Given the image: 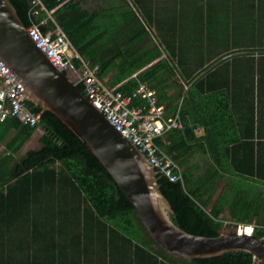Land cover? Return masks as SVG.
Instances as JSON below:
<instances>
[{"label": "trees", "instance_id": "obj_1", "mask_svg": "<svg viewBox=\"0 0 264 264\" xmlns=\"http://www.w3.org/2000/svg\"><path fill=\"white\" fill-rule=\"evenodd\" d=\"M17 10L24 25H30L28 15L31 0H10ZM48 9L57 12L56 21L65 31L77 52L92 64H98V75L106 77L113 71L112 85H118L124 93H130L135 87L131 78L138 72V77L146 80L154 88L159 100L166 102V113L176 107L181 93H168L177 85L178 79L190 83L187 96L182 99L183 109L189 105H201L214 109L212 116L216 120L237 114L234 124L237 133L229 139L231 155L230 164L235 173L264 178V132L261 133L260 121H264V47L249 49H187L168 47L156 49L138 48H102L94 47V39L89 37L95 12L88 11L78 0H41ZM172 7L181 8L182 0H170ZM177 12V11H176ZM178 13V12H177ZM254 38L264 40V32H253ZM189 52L202 53L206 60L198 61ZM165 54V58H161ZM76 65L79 63L74 60ZM78 89L82 91L80 85ZM28 105L40 112L36 126L22 124L15 117H7L3 121L7 131L12 130V147L19 148L37 127H40L39 147L28 150L13 165L11 178L5 191L0 190V199L6 205L0 206L1 213H6L12 220L14 235L12 237L13 254L7 264H37L36 242L39 207L36 195L42 182L47 179L69 178L73 182L79 196L77 214L83 217L92 215L103 217L109 221V233L116 232L129 244L134 225L132 218L143 225L135 207L121 191L115 180L105 169L92 151L81 139L54 113L41 111L39 106L28 101ZM185 110V109H184ZM182 112L180 116L183 118ZM211 114V113H210ZM184 120V119H183ZM226 125V124H223ZM208 131L209 128H207ZM181 129H171L166 134L168 143L163 149L181 165V148L183 147ZM257 137L256 140H253ZM262 140V141H260ZM228 143V142H227ZM228 146V145H227ZM224 165V161H220ZM59 164V166H57ZM58 171H66L63 174ZM229 172V171H227ZM183 182L171 181L167 177L158 176L161 192L169 201L172 221L183 230L206 236H217L223 232L235 233L238 223L225 222L227 217L242 220L244 225H253L252 234L264 237V197H257L247 204L235 203V197L229 200L228 193L221 191L211 207V192H204L202 185L205 178H193L182 171ZM212 177V176H211ZM215 175L213 176V180ZM1 184V182H0ZM258 196V194H255ZM224 217H221V214ZM81 224V223H80ZM25 232V235H24ZM23 237H21V235ZM28 236L27 238H25ZM135 238V237H134ZM136 239V238H135ZM149 240L159 247L154 248L145 241L135 242V252L139 253L142 264H178V260L190 264H261L246 251L227 252L222 255L193 258L186 260L176 257L163 249L150 235ZM25 245L27 253L20 254ZM58 245L52 238L45 240V249ZM61 245H63L61 243ZM63 249L64 247L61 246ZM16 249V251H15ZM65 256H61V262ZM58 259V257H57ZM53 261V255H45V264Z\"/></svg>", "mask_w": 264, "mask_h": 264}, {"label": "crops", "instance_id": "obj_2", "mask_svg": "<svg viewBox=\"0 0 264 264\" xmlns=\"http://www.w3.org/2000/svg\"><path fill=\"white\" fill-rule=\"evenodd\" d=\"M78 1L88 11L95 12L92 31L89 34V37L94 39V47L138 49L182 47L211 49L212 52H219L221 49L264 47L262 38L252 36L254 31L264 32V0H182L181 8L175 10L170 0ZM187 55L194 56L198 61H209L206 60V55H203L205 56L203 60L200 52L199 55L198 52H189ZM161 58L166 59L165 54ZM112 74L113 71L102 79L112 85ZM134 75L138 76V72L131 76L132 79ZM189 84L183 79H178V86L168 90V93L177 94L179 91L181 93L176 107L166 113L168 116H173L176 112L180 116L181 102L188 95ZM184 109L183 118L180 116L181 127L177 128L184 130L181 148L183 163L179 166L195 180L206 179L202 189L204 192L213 193L209 207L221 191L228 193L229 200L239 193L240 197L234 198L236 204L239 202L236 208H240V204L252 202L255 197L262 202L264 178L232 172L235 170L231 168L229 162L231 158L229 139L237 133V126L234 125L237 114L233 111V117L226 116L222 120L219 118L216 120L212 116L215 110L210 107L189 104ZM6 128L4 121H0L2 191L15 181L11 178L15 162L28 150L39 147L38 138L41 134L35 130L31 137L15 149L12 147V130L7 131ZM207 128L212 130L208 131ZM260 128L261 133L264 132L262 120ZM256 139L257 137L253 140ZM261 150L264 152V145L263 149L261 146ZM222 160L223 166L220 163ZM58 172L66 174V171ZM212 174L215 175V180L211 179ZM39 183L41 185L36 195L40 209L36 242L37 264H45L44 256L49 254L53 255V261L47 264H142L139 253L135 252L134 243L143 240L156 248L153 241L149 240L150 234L147 229L143 230L135 217L132 218L134 225L131 230L136 239L133 237L134 243L129 244L118 233L114 231L109 233V221L105 218L78 215L79 196L71 179L66 177L47 179L46 182L40 180ZM6 203V200L0 199V206ZM221 217H224L223 213ZM225 222L244 225L242 220L229 217ZM13 235L10 216L1 213L0 264H7V261L11 260ZM51 238L57 241L58 245L53 244L49 250L45 249V240ZM25 253L27 246L24 243L20 254ZM61 256H65L62 262Z\"/></svg>", "mask_w": 264, "mask_h": 264}, {"label": "water", "instance_id": "obj_3", "mask_svg": "<svg viewBox=\"0 0 264 264\" xmlns=\"http://www.w3.org/2000/svg\"><path fill=\"white\" fill-rule=\"evenodd\" d=\"M0 57L25 85L28 101L42 112L54 113L98 158L163 249L186 260L246 251L264 264V237L252 231L206 236L189 233L172 221L173 210L160 190L156 170L50 62L10 0H0Z\"/></svg>", "mask_w": 264, "mask_h": 264}, {"label": "built area", "instance_id": "obj_4", "mask_svg": "<svg viewBox=\"0 0 264 264\" xmlns=\"http://www.w3.org/2000/svg\"><path fill=\"white\" fill-rule=\"evenodd\" d=\"M28 15L27 32L50 62L72 84L81 86V92L91 104L136 146L157 174L183 182L181 167L161 146L168 143L167 132L181 127L179 113L168 116L166 104L160 102L154 89L137 75L133 76L135 87L130 93L100 78L98 64H92L76 51L56 21L57 12L48 9L41 0H31ZM74 60L79 63L76 65ZM9 116L33 127L39 122L40 112L28 105L25 85L0 57V121ZM251 227L253 230V225Z\"/></svg>", "mask_w": 264, "mask_h": 264}, {"label": "rangeland", "instance_id": "obj_5", "mask_svg": "<svg viewBox=\"0 0 264 264\" xmlns=\"http://www.w3.org/2000/svg\"><path fill=\"white\" fill-rule=\"evenodd\" d=\"M36 131H37L38 133H42V130H41L40 127H37V128H36ZM57 166H59V164H58ZM213 176H214V174H212V177H211V178H213ZM239 226H240L241 228H243L244 225H243V224L238 225L237 230H239V228H240ZM241 228H240V229H241ZM223 233H226V232H223ZM153 243H154V242H153ZM154 245H155L156 248L159 247L156 243H154ZM177 263H178V264H190L188 261H185V260H178Z\"/></svg>", "mask_w": 264, "mask_h": 264}, {"label": "bare ground", "instance_id": "obj_6", "mask_svg": "<svg viewBox=\"0 0 264 264\" xmlns=\"http://www.w3.org/2000/svg\"><path fill=\"white\" fill-rule=\"evenodd\" d=\"M241 232L250 233L252 231L251 225H245L243 228L239 229Z\"/></svg>", "mask_w": 264, "mask_h": 264}]
</instances>
